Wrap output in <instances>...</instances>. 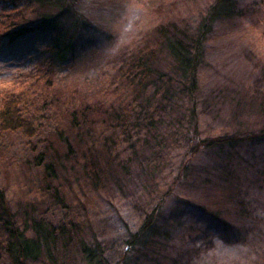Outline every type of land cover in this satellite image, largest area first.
<instances>
[{
    "label": "trees",
    "instance_id": "1",
    "mask_svg": "<svg viewBox=\"0 0 264 264\" xmlns=\"http://www.w3.org/2000/svg\"><path fill=\"white\" fill-rule=\"evenodd\" d=\"M107 3L0 0L1 49L11 56L17 51L24 56L33 50L41 54L36 62L51 86L56 75L77 67L81 53L98 51L114 38L110 29L113 15L105 16L111 11ZM96 15L104 16L107 26ZM246 16L251 13L241 8L239 0H214L193 23L175 22L159 29L155 49L131 51L129 60L117 64L116 73L123 72L125 79H119V88L108 91L107 108L104 101L79 109L66 105L67 127L46 135L41 152L32 161L42 169L36 187L47 204L24 198L14 213L0 188V264H190L185 256H192L198 238L210 239L218 232V238L230 246L244 244L248 237L253 240L249 232L252 201L235 192L240 185L237 158L246 146L264 143V129L253 135L201 139L194 122L200 73L214 29ZM40 45L43 48L37 51ZM120 90L121 96L112 99ZM184 100L188 106H182ZM44 104H48L47 111L54 109L50 102ZM26 111L18 98L4 102L0 137L20 132L35 138L36 121L24 116ZM186 119L189 128L195 126V133L185 135L188 145L177 175L162 186L160 176L165 169L160 160L168 153L163 144L168 132H164L174 129L177 136L178 125ZM100 125H108L107 132L112 133L95 136ZM193 140L197 142L190 144ZM201 157L209 160L193 167L188 163ZM74 186L107 192L113 198L118 192L129 193L127 198L136 202L152 194L158 199L140 228L128 233L122 250L115 252L88 218L77 216L68 224L55 225L43 218L42 208L49 202L65 212H75L68 191ZM151 186L154 189L149 192ZM241 190L244 192L242 186ZM198 197L214 199L199 201ZM107 202L111 204V199Z\"/></svg>",
    "mask_w": 264,
    "mask_h": 264
},
{
    "label": "rangeland",
    "instance_id": "2",
    "mask_svg": "<svg viewBox=\"0 0 264 264\" xmlns=\"http://www.w3.org/2000/svg\"><path fill=\"white\" fill-rule=\"evenodd\" d=\"M213 1L107 0L111 11L105 16L113 15L110 29L114 38L104 43L98 51L81 53L77 67L56 75L51 86L46 84L43 68L36 62L41 54H35L33 50V53L24 56L17 51L11 56L1 49V34L4 31L0 24V109L4 102L12 98L20 99L27 109L24 116L34 117V128L37 129L33 139L20 132L3 133L0 137V188L5 190L14 213L24 198L39 203L45 200L47 204L46 198L36 187L42 169L34 167L32 161L41 152L46 135L67 127L70 117L64 110L66 105L79 109L93 102L101 105L104 101L103 107L107 108L109 101L105 100L110 97L108 91L119 88L117 82L125 79L123 72L116 73L117 64L129 60L131 51L155 49L159 29L175 22L193 23ZM239 1L241 8L245 12L249 10L251 16L239 22L217 25L214 37L208 43L207 62L200 73L194 115L201 139L236 133L241 136L253 135L264 129V0ZM101 18L102 25L107 26L105 17ZM3 24L7 27V23ZM42 48L40 45L37 51ZM165 66L169 68V62ZM115 96H121V90L111 98ZM47 101L54 107L53 110L47 111L48 104H44ZM183 102V107L188 106L186 100ZM44 105L46 107L43 109ZM182 122L177 127L180 130L177 136L174 129L168 128L164 132H168L164 136L167 141L163 142L168 153L160 160L165 169L160 176L162 186L171 183L177 175L187 150L185 135L193 136L195 133V126L189 128L187 119ZM49 123L53 126L49 127ZM108 129V125L98 126L95 136L100 133L108 136L112 133H108ZM196 142L193 140L190 144ZM249 146L241 149L242 154L237 158V181L244 192L240 185L236 186L235 192L239 197L248 196L246 199L252 201L254 213H251L249 232L253 240L248 237L244 244L230 246L218 238V232L210 239L198 238L194 242L197 246L192 247L193 253L189 251L192 256H185L189 257L190 264H264V143ZM208 160L201 157L188 163L193 167ZM234 180L235 184L238 183ZM153 189L151 186L149 192ZM68 191L73 203L70 206L75 207V212H65L49 202L47 208H42L43 218L52 225L58 222L68 224L77 216L88 218L95 232L115 252L122 250L128 233L140 228L146 212L158 199L152 194L136 202L135 198H127L129 193L122 195L118 192L113 198L107 196V192L100 194L77 186L71 190L68 188ZM109 199L111 204L107 202ZM198 199L205 201L214 197Z\"/></svg>",
    "mask_w": 264,
    "mask_h": 264
}]
</instances>
